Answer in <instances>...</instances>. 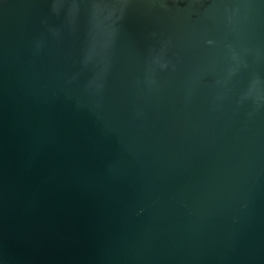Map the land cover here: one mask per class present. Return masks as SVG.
Segmentation results:
<instances>
[{"label":"water","instance_id":"obj_1","mask_svg":"<svg viewBox=\"0 0 264 264\" xmlns=\"http://www.w3.org/2000/svg\"><path fill=\"white\" fill-rule=\"evenodd\" d=\"M0 264H264V0H0Z\"/></svg>","mask_w":264,"mask_h":264}]
</instances>
